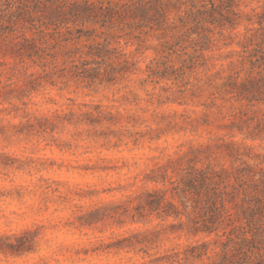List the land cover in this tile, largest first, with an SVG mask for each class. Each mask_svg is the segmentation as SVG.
Here are the masks:
<instances>
[{"label": "rangeland", "instance_id": "1", "mask_svg": "<svg viewBox=\"0 0 264 264\" xmlns=\"http://www.w3.org/2000/svg\"><path fill=\"white\" fill-rule=\"evenodd\" d=\"M238 4L237 24L186 87L148 78L155 37L140 50L126 46L137 60L127 79L89 83L21 62L0 24V264L215 263L212 237H194L186 224L172 231L179 221L140 217L136 208L147 192L169 186L171 167L193 160L264 169V133L251 135L264 104L224 91L243 36L264 9V0ZM203 242L206 256L185 258L188 245Z\"/></svg>", "mask_w": 264, "mask_h": 264}, {"label": "trees", "instance_id": "2", "mask_svg": "<svg viewBox=\"0 0 264 264\" xmlns=\"http://www.w3.org/2000/svg\"><path fill=\"white\" fill-rule=\"evenodd\" d=\"M238 5V0H0V24L8 27L1 35L40 74L101 84L127 79L137 60L126 46L140 50L155 37L148 78L186 87L192 83L187 77L206 66L223 31L237 24ZM253 24L224 91L256 106L264 104V9ZM255 129L251 135L264 133V121ZM195 161L171 167L175 178L165 174L169 186L147 192L137 215L173 218L179 222L171 224L172 231L186 224L190 235L212 237L214 264H264V169L243 162L234 171L219 170ZM187 247L186 259H201L209 242Z\"/></svg>", "mask_w": 264, "mask_h": 264}]
</instances>
